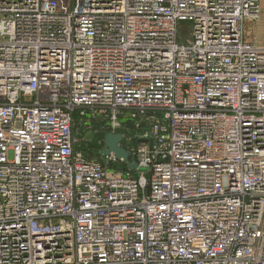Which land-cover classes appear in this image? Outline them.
<instances>
[{
	"label": "built area",
	"instance_id": "1",
	"mask_svg": "<svg viewBox=\"0 0 264 264\" xmlns=\"http://www.w3.org/2000/svg\"><path fill=\"white\" fill-rule=\"evenodd\" d=\"M260 11L0 0V264H264ZM90 117L135 172L81 150Z\"/></svg>",
	"mask_w": 264,
	"mask_h": 264
},
{
	"label": "rangeland",
	"instance_id": "2",
	"mask_svg": "<svg viewBox=\"0 0 264 264\" xmlns=\"http://www.w3.org/2000/svg\"><path fill=\"white\" fill-rule=\"evenodd\" d=\"M261 11L255 20H248L245 25V37L246 40L257 42L259 45L264 46V0H260ZM192 31V24L190 22H181L178 28V43L180 45L186 44L190 41ZM79 111L76 112V116L80 117ZM122 121H125L122 119ZM104 120L96 117L85 118L82 121L77 122L76 136L81 141L80 148L90 157L97 160H106L104 157H98L95 152L96 146L103 140L106 127L103 123ZM125 123V122H124ZM82 124V125H81ZM104 134L103 138L102 135Z\"/></svg>",
	"mask_w": 264,
	"mask_h": 264
},
{
	"label": "water",
	"instance_id": "3",
	"mask_svg": "<svg viewBox=\"0 0 264 264\" xmlns=\"http://www.w3.org/2000/svg\"><path fill=\"white\" fill-rule=\"evenodd\" d=\"M124 135L120 132H108L103 138V149L100 156L107 158L113 155L119 162L124 163L131 172L138 169V163L131 154L123 147Z\"/></svg>",
	"mask_w": 264,
	"mask_h": 264
},
{
	"label": "trees",
	"instance_id": "4",
	"mask_svg": "<svg viewBox=\"0 0 264 264\" xmlns=\"http://www.w3.org/2000/svg\"><path fill=\"white\" fill-rule=\"evenodd\" d=\"M123 133H124V132H123ZM101 135H102L101 138H103L104 134H100L99 136H101ZM101 147H102V146H100V145H97V146H96L97 151L95 150V152L97 153L96 155H97L98 157H101V156H100V151L102 150ZM122 168L125 169V167H122Z\"/></svg>",
	"mask_w": 264,
	"mask_h": 264
}]
</instances>
